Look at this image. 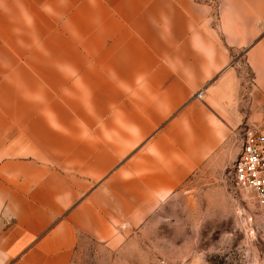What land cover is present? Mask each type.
Wrapping results in <instances>:
<instances>
[{
	"label": "crops",
	"instance_id": "0c3cea01",
	"mask_svg": "<svg viewBox=\"0 0 264 264\" xmlns=\"http://www.w3.org/2000/svg\"><path fill=\"white\" fill-rule=\"evenodd\" d=\"M262 101L264 0H0V264H70Z\"/></svg>",
	"mask_w": 264,
	"mask_h": 264
},
{
	"label": "rangeland",
	"instance_id": "374dc122",
	"mask_svg": "<svg viewBox=\"0 0 264 264\" xmlns=\"http://www.w3.org/2000/svg\"><path fill=\"white\" fill-rule=\"evenodd\" d=\"M250 108L251 120L220 164L197 167L168 198L125 220L109 239L79 238L70 264H264V201L237 188L233 178L243 128L264 129V101Z\"/></svg>",
	"mask_w": 264,
	"mask_h": 264
},
{
	"label": "built area",
	"instance_id": "2783aa9c",
	"mask_svg": "<svg viewBox=\"0 0 264 264\" xmlns=\"http://www.w3.org/2000/svg\"><path fill=\"white\" fill-rule=\"evenodd\" d=\"M198 98L202 91L196 93ZM241 149L233 165L237 188L251 193L258 202L264 201V129L246 127L240 136Z\"/></svg>",
	"mask_w": 264,
	"mask_h": 264
}]
</instances>
